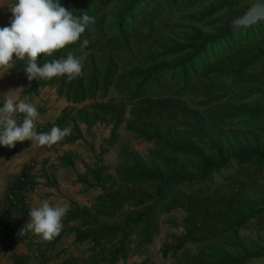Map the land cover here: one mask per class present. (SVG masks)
I'll return each mask as SVG.
<instances>
[{"label":"trees","instance_id":"1","mask_svg":"<svg viewBox=\"0 0 264 264\" xmlns=\"http://www.w3.org/2000/svg\"><path fill=\"white\" fill-rule=\"evenodd\" d=\"M107 1L62 0L66 9L77 11L76 15L83 11L94 17L95 23L80 38L89 41L88 47L81 50L78 41L37 60L44 63L66 58L69 51L76 56L86 53L82 73L72 81L64 77L34 80L31 91L57 85L59 96L73 103L93 100L81 111L86 124L90 114L92 121L98 116L113 117L117 124L124 114L122 107L114 105L111 98L105 102L109 92L117 90L131 105L127 127L142 135L147 134L151 122L160 124L172 114L174 96L204 98L211 107L203 112V118L214 123L211 127L201 124L208 129L206 134L202 127H196V132L205 134L197 142L169 135L160 139L155 133L160 149L157 164L143 167L136 161L119 174L125 184L150 186L151 194L123 198L103 193L95 206L108 214L109 209L118 212L123 203L132 200L133 206H144L143 211L126 213L121 225L109 227L94 218L84 224L91 227L86 232L71 229L75 243L89 242L90 254L97 253L82 260L70 256L62 264H116L125 258V250L133 243L132 234L137 248L148 245L156 231V218L177 205L186 213L183 241L197 248L194 255L187 253L183 264H248L262 259L264 248L247 245L238 232L250 222L259 225L264 220V104L233 105L223 99L234 90L249 93L239 96V102L264 91V24L250 29L228 27L226 18L240 4L228 0L198 14L192 7L176 10V0H148L143 7L142 0H129L104 13ZM184 12L195 24L213 20L216 27L212 32L192 27L178 41L158 44L162 31L179 36L177 27ZM173 16H178L176 23L168 26ZM255 46H259L257 51ZM149 49L153 50L149 56L137 59ZM12 65L13 71H23L26 61L16 60ZM258 68L261 72L247 80V71ZM66 119L63 111L56 126L63 128ZM182 161H189V170ZM183 186H187L186 192L179 191ZM83 216V210L77 209L63 222ZM15 264H27V258L17 257Z\"/></svg>","mask_w":264,"mask_h":264},{"label":"rangeland","instance_id":"2","mask_svg":"<svg viewBox=\"0 0 264 264\" xmlns=\"http://www.w3.org/2000/svg\"><path fill=\"white\" fill-rule=\"evenodd\" d=\"M129 0H109L105 4L103 9L104 13L110 12L116 7H120L122 3H126ZM222 0H176L177 9H187L192 7L193 12L200 13L211 7L214 3ZM12 0H8L11 5ZM144 3L148 0H142ZM250 3L241 2L239 7L229 14L226 20H231L235 16L240 15ZM141 15V14H140ZM140 15L136 17V21L140 18ZM143 15V14H142ZM141 15V16H142ZM11 18V17H10ZM178 16H173L169 20V25L176 23ZM157 20H155L156 24ZM213 20H205L195 24L187 12H184V16L181 18L180 25L177 27L179 36H169V30L162 31V42L163 44L171 41H178L183 35H185L192 27H196L202 32H212ZM212 34V33H210ZM170 38V39H168ZM155 47L154 42H151ZM259 46L254 47V51H257ZM151 49L146 50L137 59L140 60L143 55H150ZM144 61L139 63H143ZM143 65V64H142ZM145 67V66H143ZM261 72V69L257 71H247L246 79H249V75H254ZM254 82L252 85H255ZM256 87V85H255ZM53 89L59 98L66 100L68 106L64 110L67 114V119L64 127H71V134L67 137L70 140L69 146L73 147L75 152H80V156L76 157V169L75 175L77 181L82 184V191H78L75 194V202L69 206V212L75 213L77 209L83 210L84 216L74 221L63 222V229L60 233V237L63 236L62 244L67 248L75 244V235L71 229L78 228L80 232H86L91 229L90 226H84L89 219L96 218L100 224L106 226L121 225V221L125 214L128 212L137 213L143 211V207H135L132 204L134 201H126L123 203V207L120 211L109 209L108 214H105L103 210L96 209L95 206H99L98 197L107 193L108 195H119L123 198L133 196L139 197L140 194L150 195L151 187L148 185L142 186H131L122 182L119 177L120 172L123 169L130 167L134 162L138 163L143 167L154 166L157 164L160 156V149L153 137L155 133L160 139L164 135H169L173 139L180 140H191L197 142L198 137H203L208 131L201 124L205 123L211 127V122L208 118H203V112L209 110L210 104H206L204 98L198 96L184 95L179 98L174 96L171 101L174 102V109L172 114L167 115L163 118L160 124L151 122L148 126V132L142 135L138 130H131L127 127L126 122L129 119V111L131 109L130 102L128 101L125 94H121L117 90H112L108 94L107 101L111 98L114 105L122 107L124 114L119 116V123H115L116 120L113 117H101L92 121L91 114L88 119V123L83 122L85 113L81 111L93 103V100H85L81 103H73L66 99L64 95L59 96V86L46 87ZM264 91L260 90L251 95L250 99L241 100L242 102L236 101L239 96L249 94L245 91L234 90L233 93H228L224 97L225 101H231V104H250L257 101L256 103L264 104ZM254 100V101H253ZM235 102V103H234ZM119 109V108H117ZM120 110V109H119ZM140 125V124H137ZM202 127L203 132H196V127ZM142 130V128H140ZM264 129V128H263ZM68 139V138H67ZM68 139V140H69ZM201 147V146H200ZM184 169L189 170V161H182ZM81 171V172H78ZM221 177V176H220ZM217 180H219V178ZM179 191H187V186H183ZM80 193H82L80 195ZM186 216L184 207L174 206L171 210L160 214L155 221L156 231L153 234L151 242L140 248L135 245L136 238L132 234L131 243L125 250V258L119 259L116 264H183L187 253L194 255L197 253V248L190 242L183 241V220ZM238 235L240 239L247 245L258 244L264 248V220L261 224L257 225L253 222L248 223L245 227L239 230ZM89 242L81 243L79 250L75 253L78 255L80 260L88 259L96 252H91ZM181 247V248H179ZM248 264H264V259L253 260Z\"/></svg>","mask_w":264,"mask_h":264},{"label":"clouds","instance_id":"3","mask_svg":"<svg viewBox=\"0 0 264 264\" xmlns=\"http://www.w3.org/2000/svg\"><path fill=\"white\" fill-rule=\"evenodd\" d=\"M11 18L8 26L0 27V79L3 69L16 60L26 61L23 72L28 81L64 77L68 81L82 73L86 53L76 56L69 51L66 58L40 63L37 58L53 56L59 50L74 45L86 28L95 23L94 17L81 11L66 9L62 0H12L8 6ZM89 41H80L81 50ZM23 88L10 90L0 99V148L12 149L16 143L30 141L39 146H52L71 134V127L53 126L38 132L40 113L36 104L21 93ZM69 208L65 204L51 205L47 200L29 211L23 230H30L44 241L57 237Z\"/></svg>","mask_w":264,"mask_h":264},{"label":"crops","instance_id":"4","mask_svg":"<svg viewBox=\"0 0 264 264\" xmlns=\"http://www.w3.org/2000/svg\"><path fill=\"white\" fill-rule=\"evenodd\" d=\"M8 6V0H0V27L9 24L11 13ZM2 73L5 75L0 79V99L10 90L23 88L21 94L36 104L40 113L36 130L47 132L56 126L61 113L68 106L66 100L59 98L53 89L32 92L34 80L28 81L22 70L13 71V65L3 69ZM67 138L52 146L24 141L16 143L12 149L0 148V221L4 215H8L13 227L25 234L24 239L14 243L0 235V264H15V259L22 256L27 258V264H62L70 256L78 258L75 251L79 250L80 244L75 243L67 248L62 244L63 236L60 237V234L44 241L32 231L23 230L30 209L41 201L47 200L53 206L65 204L69 208L75 202V194L82 191V183L77 181L79 175H75L76 157L80 156L81 151L75 152ZM24 175L32 177L39 186L37 194L29 195L27 207L7 200L9 190L20 185ZM33 244H36V250L32 249Z\"/></svg>","mask_w":264,"mask_h":264},{"label":"built area","instance_id":"5","mask_svg":"<svg viewBox=\"0 0 264 264\" xmlns=\"http://www.w3.org/2000/svg\"><path fill=\"white\" fill-rule=\"evenodd\" d=\"M21 184L11 188L7 195V200L12 204H21L22 207H27L29 203V195L37 194L39 186L32 177L24 175L20 179ZM13 222L8 215H4L0 221V235L10 242H18L25 238L23 231L13 227ZM32 249L36 250V244L32 245Z\"/></svg>","mask_w":264,"mask_h":264},{"label":"water","instance_id":"6","mask_svg":"<svg viewBox=\"0 0 264 264\" xmlns=\"http://www.w3.org/2000/svg\"><path fill=\"white\" fill-rule=\"evenodd\" d=\"M232 3L247 2L250 5L238 16L229 20L227 26L236 29H250L264 24V0H228ZM264 259V257H263Z\"/></svg>","mask_w":264,"mask_h":264}]
</instances>
